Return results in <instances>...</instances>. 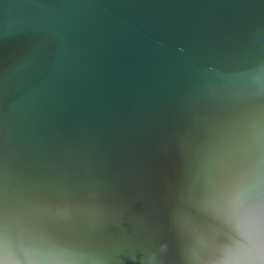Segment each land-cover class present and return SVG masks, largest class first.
<instances>
[{
	"label": "water",
	"instance_id": "1",
	"mask_svg": "<svg viewBox=\"0 0 264 264\" xmlns=\"http://www.w3.org/2000/svg\"><path fill=\"white\" fill-rule=\"evenodd\" d=\"M0 264H264V0H0Z\"/></svg>",
	"mask_w": 264,
	"mask_h": 264
}]
</instances>
